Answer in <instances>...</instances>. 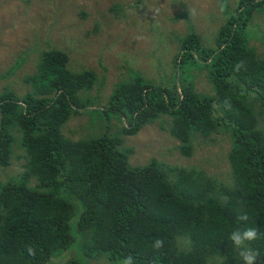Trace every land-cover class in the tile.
Returning <instances> with one entry per match:
<instances>
[{
    "label": "trees",
    "instance_id": "1",
    "mask_svg": "<svg viewBox=\"0 0 264 264\" xmlns=\"http://www.w3.org/2000/svg\"><path fill=\"white\" fill-rule=\"evenodd\" d=\"M233 1L231 7L220 0L214 19L221 22L207 43L188 26L177 39L171 72L161 71L160 80L126 61L119 66L106 105L91 109L112 125L123 119L116 134H63L67 121L94 102L81 90L100 78L92 69L71 70L62 49L39 53L36 69L23 77L29 89L22 96L3 87L0 166L13 157L24 163L16 179L0 182V264H87L82 255L112 264L129 255L135 264H242L229 235L245 227L258 230L260 238L246 244L264 264V57L249 44L264 0ZM17 60L23 63L24 55ZM198 74L211 92L196 90ZM165 115L179 141L171 151L192 159L196 134L198 146L216 143L229 163L225 180L207 174L204 164L129 162L133 149L123 146L124 136ZM242 213L247 221L238 220ZM76 233L83 237L80 258L62 260L59 253L76 242ZM157 238L164 241L159 250L152 247Z\"/></svg>",
    "mask_w": 264,
    "mask_h": 264
},
{
    "label": "rangeland",
    "instance_id": "2",
    "mask_svg": "<svg viewBox=\"0 0 264 264\" xmlns=\"http://www.w3.org/2000/svg\"><path fill=\"white\" fill-rule=\"evenodd\" d=\"M173 1L175 3L172 0H0V91L8 86L22 96L29 89L23 77L36 69L39 53L52 47L62 49L68 52L67 66L71 70L92 69L100 78L91 89L81 90L83 98L89 97L94 102L67 121L62 128L63 134L72 139L100 132L116 134L125 121L113 119L115 125H112L109 116L91 109L106 105L120 80L119 66L126 61L146 77L160 80L161 71L171 72L170 58L176 51L177 39L187 32L190 24L207 43L221 22V19H214L219 17L220 0ZM227 2L231 7L236 5L233 0ZM261 11L255 12L251 22L256 37L250 39L249 44L264 57L261 40H264V11ZM210 13L212 18L208 16ZM20 54L25 57L23 63L17 60ZM15 65L18 67L14 71L2 76ZM194 83L196 90L211 92L206 76L198 74ZM169 122L166 116V121L160 119L146 124L136 134L124 136L123 146L133 149L129 156L131 164L144 165L155 157L186 167L200 168L204 164L207 174L220 180L228 177L229 163L225 154H219L216 143L199 146L196 143L194 156L189 160L171 151L179 141L171 135ZM192 142H195L194 137ZM22 152L21 148L14 150L15 154ZM23 163L24 158L13 157L8 166L0 167V182L16 179L23 170ZM73 220L71 224L76 230ZM76 234V242L59 253L62 260L80 258L77 247L83 237ZM81 257L87 264H112L104 256ZM52 260L47 264H56ZM121 261L116 263L121 264Z\"/></svg>",
    "mask_w": 264,
    "mask_h": 264
},
{
    "label": "clouds",
    "instance_id": "3",
    "mask_svg": "<svg viewBox=\"0 0 264 264\" xmlns=\"http://www.w3.org/2000/svg\"><path fill=\"white\" fill-rule=\"evenodd\" d=\"M169 127L170 124L168 128ZM195 136L196 138H195V142L193 143V148L196 143H199L198 134H196ZM238 220L247 221L248 220L247 214L242 213L241 215H239ZM259 238H260V234L258 233V230L255 227H245L242 231L237 229L231 232V234L229 235V239L233 242V245L236 248L240 249L239 257L241 258L242 264H257L259 253L258 251L249 247L246 244V242L255 241ZM163 246H164V241L161 238L155 239V241L152 244V247L156 250L161 249ZM28 252L32 255H35V249L32 247L28 248ZM121 264H135L134 257L131 255L124 257L121 261Z\"/></svg>",
    "mask_w": 264,
    "mask_h": 264
}]
</instances>
